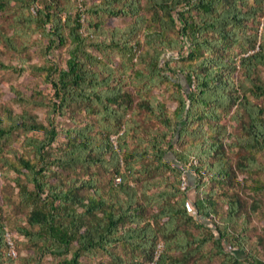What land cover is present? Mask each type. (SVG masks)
Masks as SVG:
<instances>
[{"label":"trees","instance_id":"trees-1","mask_svg":"<svg viewBox=\"0 0 264 264\" xmlns=\"http://www.w3.org/2000/svg\"><path fill=\"white\" fill-rule=\"evenodd\" d=\"M78 1L0 0L22 39L0 26L1 42L25 58V30L46 41L44 63L20 66L45 87L15 92L44 118L0 100V168L17 190L13 215L0 205V264H18L15 233L20 264H189L209 244L210 261L244 264L225 242L247 250L236 180L264 189V104L252 100L264 101V0ZM56 49L65 64L48 57Z\"/></svg>","mask_w":264,"mask_h":264},{"label":"rangeland","instance_id":"rangeland-1","mask_svg":"<svg viewBox=\"0 0 264 264\" xmlns=\"http://www.w3.org/2000/svg\"><path fill=\"white\" fill-rule=\"evenodd\" d=\"M84 4V1L79 0ZM90 4V1H88ZM84 8V6H83ZM86 15V13H84ZM127 19L122 17H112L108 18V24L110 25H124L126 24ZM14 20L12 19V15L10 13L0 12V26H3L7 34L16 37L18 43H22V39L20 35L14 34V29L12 28ZM28 34L32 37L29 39V47L24 49L23 53H25V58L19 56L16 51L11 49L10 47L6 46L3 42L0 41V60L3 61L7 65H11V69L0 67V100L5 104V106L12 108L15 112H21L24 106H27V109L31 110L34 113H37L40 118H44L45 113L44 109L42 108H32L31 105H24L19 100H17L15 92L17 93L20 91L22 94L26 96H30L32 90L35 87H45L43 82V76L40 72H34L30 68H26L25 70H20V66L22 63L26 62L31 64H42L45 62L44 56L42 54L41 44L45 41V38H42L40 32H31V30H25ZM261 31H264V25L261 24ZM26 34V32H23ZM28 51V53H27ZM63 49H56L55 51H50L48 54L49 58H56L58 62L65 64V57L66 54L63 52ZM23 58L25 61H23ZM18 67V69H14ZM261 74L263 75L264 79V72L262 71ZM159 92V90H156ZM254 102H259L264 104L263 99H252ZM170 110H173L176 106L174 101L167 102ZM232 128V127H231ZM239 131V124L236 123V132ZM244 151L236 146V154L235 151L232 153L234 155L236 162L239 160L240 154ZM188 176V186H190V182H193V174L190 170L186 171ZM13 176V172L7 171L3 168H0V205L5 204V207L8 208V212L10 214H14L15 210H12V207H8V203L10 199L14 197L15 190L14 183L11 181V177ZM244 176L241 174L238 177V180H242ZM259 178L264 180V175L259 174ZM191 182V184H192ZM241 182V183H240ZM236 180V195H238L242 200V207L241 211L239 212L241 217L238 219L236 224V235L240 234V237L244 239L245 246L247 248L246 251H240L235 247L231 246L228 242H225V246L227 250H233L241 259H244V264H250V260L258 259L264 263V189H254L252 186V182L249 180L247 183L242 184V181ZM187 195L189 198V207L190 211L195 215L194 211L195 208L192 204L193 200L195 199V187L191 186L187 191ZM254 200H259L261 202V206L258 210H254L251 208V204ZM221 207V211L225 210L224 207L222 208V202L220 201L219 206ZM225 214V212H224ZM192 231L194 228L192 227ZM11 235H9L10 239ZM16 239L13 241L10 239L11 248L10 251L13 256L16 257V262L20 264L22 262L23 256L27 254V250L25 245H21L23 240L22 236L17 235L16 233L13 235ZM238 239L239 237L236 236ZM16 241L19 243L17 245ZM210 247L209 244L207 247L208 256L204 258H198V261L194 262L191 261L189 264H218L219 263V256H215V258L210 261ZM250 251L253 254L254 258L245 259L246 252ZM46 264H50L49 261H45Z\"/></svg>","mask_w":264,"mask_h":264},{"label":"built area","instance_id":"built-area-1","mask_svg":"<svg viewBox=\"0 0 264 264\" xmlns=\"http://www.w3.org/2000/svg\"><path fill=\"white\" fill-rule=\"evenodd\" d=\"M111 140L114 142L115 146L117 147V135L116 134H113L111 136ZM182 170H183V175H182V180H181V188L182 189H187L188 188V176H187V173L186 171L187 170H190L189 169V164L185 165V166H182ZM116 181H120V177H117L116 178ZM194 213L196 214V211H194ZM164 247V244L162 242H160L157 246V250H156V255H155V258L157 259L160 255V252L162 251ZM148 264H156V260L154 261H151L149 262Z\"/></svg>","mask_w":264,"mask_h":264}]
</instances>
